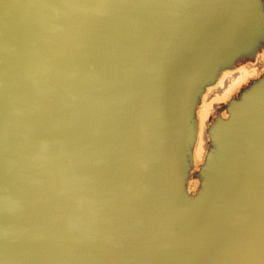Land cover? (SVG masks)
<instances>
[{"label":"water","instance_id":"95a60500","mask_svg":"<svg viewBox=\"0 0 264 264\" xmlns=\"http://www.w3.org/2000/svg\"><path fill=\"white\" fill-rule=\"evenodd\" d=\"M5 3L0 264H264V0Z\"/></svg>","mask_w":264,"mask_h":264},{"label":"flooded vegetation","instance_id":"af4514ba","mask_svg":"<svg viewBox=\"0 0 264 264\" xmlns=\"http://www.w3.org/2000/svg\"><path fill=\"white\" fill-rule=\"evenodd\" d=\"M264 47H262L255 63H245L235 69L234 71L225 72L217 85L209 89L208 94L204 98L203 107L199 109L198 118L200 120V128L202 122L205 124L211 123L217 115L227 116V104L232 99L239 98L242 91L256 78L264 73ZM201 129L199 141L195 150V157H197V150L203 145L204 149H208L207 136H202ZM196 166L194 170L196 171ZM197 181L193 178L190 181L192 191H195Z\"/></svg>","mask_w":264,"mask_h":264},{"label":"rangeland","instance_id":"374dc122","mask_svg":"<svg viewBox=\"0 0 264 264\" xmlns=\"http://www.w3.org/2000/svg\"><path fill=\"white\" fill-rule=\"evenodd\" d=\"M207 128H208V126H207V123L205 124V126H204V123L202 122V127H201V129L203 130V134H202V136L204 137V136H206V134H207ZM206 149H204V142H203V145L197 150V159L201 156V157H204L205 155H206Z\"/></svg>","mask_w":264,"mask_h":264},{"label":"crops","instance_id":"0c3cea01","mask_svg":"<svg viewBox=\"0 0 264 264\" xmlns=\"http://www.w3.org/2000/svg\"><path fill=\"white\" fill-rule=\"evenodd\" d=\"M236 69H237V68H236ZM233 71H234V70H233ZM227 72H230V71H227ZM259 77H260V76H259ZM256 79H257V78H256ZM252 82H253V81H252ZM252 82H251V83H252ZM251 83H250V84H251ZM250 84H249V85H250ZM247 87H248V86H247ZM247 87H246V88H247ZM213 88H214V87H213ZM246 88H245V89H246ZM210 89H211V88H210ZM245 89H244V90H245ZM244 90H243V91H244ZM208 91H209V90H208ZM243 91H242V92H243ZM207 94H208V92H207ZM240 95H241V94H240ZM205 97H206V96H205ZM237 99H238V98H237ZM203 101H204V100H203ZM201 108H202V107H201ZM198 112H199V110H198ZM217 116H218V115H217ZM221 116H222V115H221ZM226 117H227V116H226ZM226 117H224V118H226ZM215 118H216V117H215ZM213 120H214V119H213ZM199 121H200V120H199ZM212 122H213V121H212ZM212 122H211V123H212ZM211 123H208L207 126H209ZM207 129H208V128H207ZM200 131H201V128H200ZM199 135H200V134H199ZM206 136H207V134H206ZM198 141H199V138H198ZM197 144H198V143H197ZM207 145H208V137H207ZM196 148H197V146H196ZM208 149H209V146H208ZM208 149H207V151H208ZM195 150H196V149H195ZM206 153H207V152H206ZM204 158H205V156H204V157H201V156H200V157L198 158V160L202 163L203 160H204ZM195 159H197V157H195ZM196 166L199 168V165H196ZM196 166H195V167H196ZM196 171H197V170H196ZM193 172H195V170H194ZM190 181H191V180H190ZM197 183H198V182H197ZM195 186H196V185H195ZM190 188H191V187H190ZM195 190H196V188H195Z\"/></svg>","mask_w":264,"mask_h":264},{"label":"snow or ice","instance_id":"6c2138e0","mask_svg":"<svg viewBox=\"0 0 264 264\" xmlns=\"http://www.w3.org/2000/svg\"><path fill=\"white\" fill-rule=\"evenodd\" d=\"M0 4H4L5 7H7V4L5 3V0H0Z\"/></svg>","mask_w":264,"mask_h":264},{"label":"bare ground","instance_id":"6f19581e","mask_svg":"<svg viewBox=\"0 0 264 264\" xmlns=\"http://www.w3.org/2000/svg\"><path fill=\"white\" fill-rule=\"evenodd\" d=\"M264 49V48H263ZM249 86V85H248ZM217 117V116H216Z\"/></svg>","mask_w":264,"mask_h":264}]
</instances>
